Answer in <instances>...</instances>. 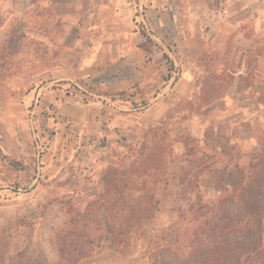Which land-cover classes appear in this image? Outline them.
Instances as JSON below:
<instances>
[{"label": "rangeland", "instance_id": "rangeland-1", "mask_svg": "<svg viewBox=\"0 0 264 264\" xmlns=\"http://www.w3.org/2000/svg\"><path fill=\"white\" fill-rule=\"evenodd\" d=\"M263 44L264 0H0V264H67L62 232L98 246L78 264H148L101 221L146 206L157 231L235 183L264 134Z\"/></svg>", "mask_w": 264, "mask_h": 264}, {"label": "trees", "instance_id": "trees-1", "mask_svg": "<svg viewBox=\"0 0 264 264\" xmlns=\"http://www.w3.org/2000/svg\"><path fill=\"white\" fill-rule=\"evenodd\" d=\"M141 32L148 37L144 29ZM258 101L264 115V91ZM217 139L213 138V150L222 157L231 140L228 138L225 144ZM9 160L11 169L25 170L22 161ZM235 167L240 170L235 183L230 181L234 169L222 178L218 175L216 180L222 183L211 201L201 199L186 209L177 208V219L157 231L149 223L133 218L137 212L147 210L146 206L126 209L130 213L126 218L102 220L108 246L125 253L144 243L148 264H264V134L247 167L241 168L239 163ZM85 243L62 232L57 239L61 261L78 264L93 255L96 242L89 243V247Z\"/></svg>", "mask_w": 264, "mask_h": 264}]
</instances>
